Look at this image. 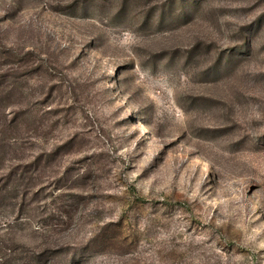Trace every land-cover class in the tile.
<instances>
[{
    "label": "rangeland",
    "instance_id": "1",
    "mask_svg": "<svg viewBox=\"0 0 264 264\" xmlns=\"http://www.w3.org/2000/svg\"><path fill=\"white\" fill-rule=\"evenodd\" d=\"M0 264H264V0H0Z\"/></svg>",
    "mask_w": 264,
    "mask_h": 264
}]
</instances>
